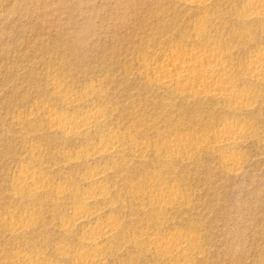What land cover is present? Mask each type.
Wrapping results in <instances>:
<instances>
[{
    "label": "rangeland",
    "instance_id": "1",
    "mask_svg": "<svg viewBox=\"0 0 264 264\" xmlns=\"http://www.w3.org/2000/svg\"><path fill=\"white\" fill-rule=\"evenodd\" d=\"M247 2L0 0V264H82L86 233L111 218L101 264H264V82L244 74L264 55V17H244ZM183 52H217L251 107L159 88L154 69ZM97 109L101 122L76 135L51 128ZM229 124L243 142L214 150ZM115 133L116 156L97 154ZM175 140L196 153L167 152ZM24 172L38 189H15ZM98 189L91 220L75 223L77 203ZM158 237L186 240L194 256L164 259Z\"/></svg>",
    "mask_w": 264,
    "mask_h": 264
},
{
    "label": "bare ground",
    "instance_id": "2",
    "mask_svg": "<svg viewBox=\"0 0 264 264\" xmlns=\"http://www.w3.org/2000/svg\"><path fill=\"white\" fill-rule=\"evenodd\" d=\"M177 1L189 8L206 9L213 0ZM243 15L248 19L264 17V0H248L246 6L244 7ZM154 72L155 76L157 77V86L159 88L164 89L175 86L176 88H178V91H180V95H188L193 98H196L197 95H202L212 99L222 98L225 101H229L235 110H246L251 107L250 105H248L249 102H246L245 97L236 93V88L238 87L236 86L235 81L232 77L231 66L228 65L224 58L221 57L217 52L215 54H209L207 56L206 54L202 56L196 52L178 53L175 57H171L170 59H168L164 66L154 69ZM244 74L250 80H253L260 84L263 83L264 55L253 59L251 64L245 70ZM196 83L199 86L204 87V90L202 92H196ZM55 86L58 87L57 84ZM71 103L72 101L67 102L68 105ZM103 116V112L100 109H97L96 111H89L83 116L56 117L53 119L51 118V128L56 130L63 136L69 137L76 135L77 133L82 132L86 129H89L97 123H100V119H102ZM233 126L234 125L231 124L227 125L226 130L219 136L216 144L214 145V150L221 152L223 150L234 148L238 144L243 142L245 137V134L243 132L244 130L242 131L238 126ZM123 143L124 140L119 135H117L116 133L111 134L109 138L105 137L100 141V146L96 147L97 154L113 155L119 151V148ZM167 147V152H170L175 156H183L188 158L191 153H196V151L194 150L195 148L188 145L183 140H175ZM132 152L133 151H131V153ZM95 154L93 156H95ZM226 162L228 166L232 167V171L239 170L240 165L236 159H231ZM104 175L105 169L92 176L91 180L100 181ZM38 185L39 181L35 178L34 174L32 176V174L24 172L21 173L15 189L24 191L28 187L31 188L30 186H33L32 189L34 187L38 189ZM99 193L100 191L98 189V191L91 190L90 192L88 191L84 194V197L79 203H77L76 206L79 209L80 213L78 211L79 214L77 215V217L75 216V223H82L91 220L92 214L87 212L85 208L92 200H98L100 198ZM177 196V191L172 190L168 193L160 194L157 199H159V201L163 205L162 207L165 206L166 208L172 203L173 200L177 199ZM152 197L150 198L152 199ZM116 224L117 220L115 218H111L107 223L97 224L93 229H91L89 233L87 232L88 234L86 233L87 237L85 236V239L81 244L82 248H84L85 250L82 255V258H85L83 262L81 261L82 264H101L104 262L106 250L102 243L103 241L110 240L115 235L117 231ZM12 226L16 227V231L18 230L17 228H24L18 223H14ZM174 238L175 237L161 239V237H158L153 240V243H151L154 247V250L158 252L161 257L170 261L173 259L172 257L174 254H182L186 257L194 256L193 249H191L192 247L190 248L186 240Z\"/></svg>",
    "mask_w": 264,
    "mask_h": 264
}]
</instances>
